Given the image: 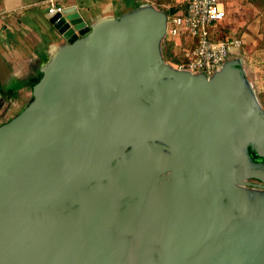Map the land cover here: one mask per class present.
Returning a JSON list of instances; mask_svg holds the SVG:
<instances>
[{
    "label": "water",
    "instance_id": "water-1",
    "mask_svg": "<svg viewBox=\"0 0 264 264\" xmlns=\"http://www.w3.org/2000/svg\"><path fill=\"white\" fill-rule=\"evenodd\" d=\"M45 17L66 44L0 124V264H264V115L239 69L164 63L151 5Z\"/></svg>",
    "mask_w": 264,
    "mask_h": 264
},
{
    "label": "crops",
    "instance_id": "crops-1",
    "mask_svg": "<svg viewBox=\"0 0 264 264\" xmlns=\"http://www.w3.org/2000/svg\"><path fill=\"white\" fill-rule=\"evenodd\" d=\"M51 3L75 5L88 26L120 17L111 0H0V122L30 100L43 68L66 44L45 17Z\"/></svg>",
    "mask_w": 264,
    "mask_h": 264
},
{
    "label": "built area",
    "instance_id": "built-area-1",
    "mask_svg": "<svg viewBox=\"0 0 264 264\" xmlns=\"http://www.w3.org/2000/svg\"><path fill=\"white\" fill-rule=\"evenodd\" d=\"M178 1L182 6L166 14L163 35L183 38L180 46L181 61L173 68L210 76L228 59L230 49L239 44L233 37L214 36L215 27L225 18L224 6L221 0ZM62 8L61 5L51 3L47 12H59Z\"/></svg>",
    "mask_w": 264,
    "mask_h": 264
},
{
    "label": "rangeland",
    "instance_id": "rangeland-1",
    "mask_svg": "<svg viewBox=\"0 0 264 264\" xmlns=\"http://www.w3.org/2000/svg\"><path fill=\"white\" fill-rule=\"evenodd\" d=\"M132 0H111L117 4L118 16L132 11L127 10V4ZM138 7L153 6L156 9L167 10L168 6L176 4L178 0H133ZM225 9V18L215 27L214 36L217 38L233 37L239 42L232 47L228 61L240 71V77L248 94L252 97L264 115V109L259 102V94L264 92V6L255 5L250 0H221ZM122 12V13H121ZM94 15L93 13H91ZM162 45L160 46L162 51ZM164 63L167 64L166 60ZM173 67V66H171ZM249 156H253V152ZM251 158V157H250ZM259 159V161H257ZM253 164H264L260 157ZM261 162V163H260Z\"/></svg>",
    "mask_w": 264,
    "mask_h": 264
},
{
    "label": "trees",
    "instance_id": "trees-1",
    "mask_svg": "<svg viewBox=\"0 0 264 264\" xmlns=\"http://www.w3.org/2000/svg\"><path fill=\"white\" fill-rule=\"evenodd\" d=\"M250 1L252 3H254L255 5L257 4V5H260L262 7L264 6V0H250ZM181 6H182L181 2L178 1V2H176V4L168 6V11L164 10V9H160V10L163 11L166 15L167 12L173 13L178 7H181ZM216 27L218 28L219 25ZM262 43L264 44V36L262 38ZM182 44H183V38L182 37L176 39V38H170L168 36H163L159 42V53H160V57H161L162 61L164 62L166 60L167 65H169V66H174L178 62H180L181 61L180 46ZM161 45L163 46L162 51L160 48ZM28 102H26L25 104L20 106L15 114L20 112L28 104ZM259 102L264 109V92L259 94ZM7 120H9V118L0 122V124L6 122ZM249 153L251 154L250 151H249Z\"/></svg>",
    "mask_w": 264,
    "mask_h": 264
},
{
    "label": "flooded vegetation",
    "instance_id": "flooded-vegetation-1",
    "mask_svg": "<svg viewBox=\"0 0 264 264\" xmlns=\"http://www.w3.org/2000/svg\"><path fill=\"white\" fill-rule=\"evenodd\" d=\"M129 148V147H128ZM127 148V149H128ZM152 150H154V148L152 149ZM154 151H159V152H161L162 154L164 153V154H166L167 155V153H166V151L165 150H162V149H156V150H154ZM247 151H248V154L250 155V153H249V151L250 152H253L250 148H249V146L247 147ZM253 154H254V152H253ZM129 155H131V153H129L128 155H126L125 156V159L129 156ZM251 157V159H253L254 161H255V159L257 160L259 157H256L255 156V154H254V157L253 156H250ZM252 160V161H253ZM257 161H259V159L257 160ZM246 179V178H245ZM246 180H248V181H250V182H254V183H258L259 181L257 180V179H254V178H247Z\"/></svg>",
    "mask_w": 264,
    "mask_h": 264
}]
</instances>
